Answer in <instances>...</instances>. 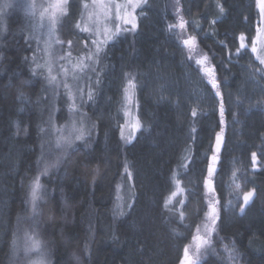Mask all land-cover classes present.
I'll return each mask as SVG.
<instances>
[{
  "label": "trees",
  "instance_id": "1",
  "mask_svg": "<svg viewBox=\"0 0 264 264\" xmlns=\"http://www.w3.org/2000/svg\"><path fill=\"white\" fill-rule=\"evenodd\" d=\"M177 1L180 15L194 24L190 29L197 48L215 68L224 124L219 102L210 109L181 108L172 100L157 101L156 94L148 98L137 88L141 127L130 142L123 144L106 112L93 119L90 104L104 85L97 79L109 80L105 68H111L110 76L117 81L116 68L180 76L184 65L191 68L168 39L173 32L163 36L159 10L154 7L150 12L147 0L141 11L149 14L138 21L136 34L116 36L95 64L99 75L91 84L92 99L82 109L89 122L86 137L74 142L56 169L40 178L42 197L34 231L49 264H180L184 246L205 212L204 179L221 127L223 142L214 177L220 216L214 246L221 257L225 245L234 246L236 258L230 262L212 255L198 264H264V109L244 93L249 72L263 84L259 94L264 97V73L253 75L255 68L249 67L256 63L250 46L260 23L257 0ZM158 8H164L163 1ZM7 12L0 9V264H13V235L18 220L27 214L24 203L39 176L42 139L58 134L52 127L59 128L66 104L63 97L51 101L44 80L38 72L33 74L25 24ZM75 25L65 16L62 38L73 41L79 34ZM241 33L248 37L249 47L237 55ZM184 164L187 168L181 167ZM234 172L239 198L226 212L224 190ZM253 190L241 212L243 193ZM173 191L177 195L166 209L164 201Z\"/></svg>",
  "mask_w": 264,
  "mask_h": 264
},
{
  "label": "rangeland",
  "instance_id": "2",
  "mask_svg": "<svg viewBox=\"0 0 264 264\" xmlns=\"http://www.w3.org/2000/svg\"><path fill=\"white\" fill-rule=\"evenodd\" d=\"M163 1L164 8L159 9L160 3ZM49 0H0V9L3 12L8 13L11 16V19H14L16 16L23 20L24 22V30L27 32L28 39L31 42V46L29 47V59L32 63V69L36 67L37 63L43 64L48 57L45 56L43 49L45 47L44 41L47 39L46 35V28L43 29H38L36 26L40 23V12L43 10L40 6L44 5L46 6ZM84 2L91 3V0H84ZM147 2V0H146ZM34 4L36 6V15L32 16L28 12V6ZM145 4V3H144ZM155 7V10L158 11V15L160 17V24L162 25V32L163 36L168 35V31L173 32V37L169 38L171 40V44L175 47L174 50L178 52L182 57H185L187 63L190 65L191 68L188 66L184 65L182 69L185 70L183 71L182 75H177V74H165V73H157L155 72V75L148 70H143L141 69L140 71L137 70H128V69H118L116 70L119 71L120 77L114 80L115 77L110 76L112 73L111 68H105L106 77H109V80L107 78H102V76L97 79L98 83L103 82L104 85H102V88L100 92L95 96L90 104V109L93 111V119L95 118H100L104 114L108 116L110 119L111 123L113 126L117 127L120 136H121V127L123 126V132H124V137L121 140L123 144H126L130 142L134 136L136 135L137 131L132 133V130L128 127L126 124V120L132 119V118H138L137 117V106H136V93L134 92L133 96V103L130 106V112H131V117H125L124 115V92L121 84V79L122 82L125 80L127 82L128 77L134 78V81L137 85V89L140 90H145V95H147L148 98L154 97V94H156V99L159 102H172L174 106H181L188 107L189 109L191 107L193 108H200L204 109L203 107L205 106L206 109H210L209 107L214 108L215 104L220 103L221 98L215 96V90L211 89V86L207 83V79L203 76V73L199 71V66L195 63L196 59H199L200 57L206 55L203 52L199 51L197 48V45L195 47V50L191 53L192 59H189V49L184 46L183 44V39H187L190 36H194L191 33L192 26L194 27L193 22L191 21L190 18H187V21L183 18L184 21H186L185 24V29L181 30L179 28L175 29H170L169 25H174L178 23V18L182 17L180 15V12L178 10V1L177 0H148V10L151 12V10ZM258 7V5H257ZM142 8V7H141ZM138 8L136 10V15H137V24L138 21L142 22L146 17L148 16L147 14L148 11H141L142 9ZM259 10V15H260V9ZM84 12V9L82 7V0H73L69 7H68V14L66 16L70 17L71 20H73L76 24L78 22H81L83 25V22L81 21V13ZM86 16V13H85ZM16 17V18H17ZM65 17V16H64ZM61 18L60 23L57 25V30H56V38L63 41V45L60 44H54L53 45V74H58L60 71V65H64L69 69V72H71V65L68 64L67 60H58V56L64 55L68 50V41H72L68 38H62V35L60 33L61 31V24L63 21V18ZM44 23L46 24L47 21L45 19ZM192 25V26H190ZM109 27H112L114 29V25H108ZM130 27V26H129ZM138 27V26H137ZM259 27H264V25L261 24V15H260V23ZM79 31V30H78ZM137 32V28L135 31H125L122 32V34H129V36L135 35ZM179 33V37L176 35ZM83 36V37H82ZM195 37V36H194ZM256 37V33L254 35V38ZM103 37H101L102 39ZM115 39V38H114ZM113 39V40H114ZM112 40V41H113ZM173 40V41H172ZM262 40H264V37H262ZM110 41L109 43H111ZM85 42L88 43L89 47L91 48V39H89V33H84L80 32L79 34L76 35L72 41V46H71V52H72V63L75 64L78 60V58L81 55H84L87 53L88 49L85 48ZM108 43V44H109ZM107 44V45H108ZM257 46H260V41H258ZM106 47V46H105ZM104 47V48H105ZM251 47V46H250ZM207 56V55H206ZM252 58L255 60L256 63H251L249 65L250 68H256V64H259V62L255 59V54L252 53ZM35 57V60H34ZM208 57V56H207ZM182 63V62H181ZM208 66H211L210 59L208 57L207 61ZM261 66V65H260ZM264 67V66H261ZM95 68V65H94ZM104 70V69H103ZM36 72H38L41 76V78L44 80L46 84V91L48 96L50 97L51 101L52 100H60V98H64L66 100V104L64 103V117L63 120H61V124L59 128L63 127L64 128V134L67 135L68 132L70 131L71 128V121L75 118L77 120L83 119L84 127L88 126L89 122L85 118H83L82 115V109L83 105L86 104V101L88 99L87 96V86L92 84V81L95 80L97 74L99 75L97 68H95V71L92 70H86V72L82 75V79L78 82L79 86L85 88V95L83 96V99L79 98V95L77 94L76 98V104L78 106L79 112L73 116L72 113L69 112V106L72 103L68 99L67 93L65 90L60 87L57 89H54L51 85H49L47 79L45 78L47 76V72L43 69H37ZM43 72V75L41 74ZM105 76V75H104ZM61 78L62 77H58ZM90 78V79H89ZM177 81L176 83H173L172 80ZM216 79L219 82L217 75ZM114 80V81H113ZM68 82L71 84L73 81L71 80V76L68 77ZM112 91H111V89ZM114 88V89H113ZM122 90V91H121ZM244 93L247 96L252 95L253 102L255 103V106L261 105L264 109V97L262 98L261 94H263V84L259 81L256 80L254 76H252L249 72L246 73L245 75V87H244ZM175 92V93H174ZM221 92V90H220ZM159 96V97H158ZM223 99V96H222ZM234 99V98H233ZM237 100V99H236ZM239 102V100H237ZM178 104V105H177ZM106 112V113H105ZM55 128H58L57 125L53 126L52 129L54 130ZM86 129V128H85ZM60 133L56 134L55 138L53 139L51 136H45V138L42 139V148L40 151V156H42V159L40 158V163L38 165V172H39V178L43 176V170L46 165H49L48 171L46 174H48L52 169H56L57 167V161L62 155H66L67 151L73 146V143L77 140H75L70 147H56V138L59 136ZM86 137V135H85ZM131 137L130 139H128ZM74 143V144H75ZM206 175H207V169H206ZM237 181H236V175L235 177L233 176V173L230 176L228 184L225 186L224 190V211H231L236 204L237 197L239 196V190L236 189ZM42 191V190H41ZM205 188H204V201H205V212L207 211V203H206V198H205ZM40 196L42 197V192H40ZM217 198V196H216ZM218 199V198H217ZM41 199L37 201V208L36 212L34 213L32 210V200H31V188L29 190V196L27 197V201L24 203V212L27 213L25 218H21L18 220V223L16 224L17 228L14 231V240L16 241V245L14 247L13 244V251H12V258H13V264H29L30 259L35 260L37 257L35 254H32L30 257L25 256L23 252V242H24V237L25 233H28L29 235L36 234L34 231V223L37 221V216H38V205ZM231 202V203H230ZM220 205V203H219ZM218 205V210H219V216H220V209ZM205 212L203 216L201 217L199 223L197 224L196 228L194 229L191 238L187 245L191 246V253H195V242L192 240V237L194 235H205L204 232V224L206 223V218H205ZM219 221V219H218ZM218 221L216 225V233L213 234L212 237V245L210 248L207 250H201L199 253V260L197 262L200 263L207 259L208 257H211L212 255L221 257L220 251L214 246V240L217 235L218 231ZM36 226V225H35ZM197 227L200 228V232L197 233L196 229ZM38 237V236H37ZM43 251L45 252V248L43 246ZM46 254V252H45ZM184 254V253H183ZM224 260L230 261L231 260L228 258L227 252L223 254ZM46 259V264H49V258L47 255H45Z\"/></svg>",
  "mask_w": 264,
  "mask_h": 264
},
{
  "label": "snow or ice",
  "instance_id": "3",
  "mask_svg": "<svg viewBox=\"0 0 264 264\" xmlns=\"http://www.w3.org/2000/svg\"><path fill=\"white\" fill-rule=\"evenodd\" d=\"M146 0H91V3L84 2L82 0V7L84 12L81 13V22H78L75 27L84 33H89V39H91L90 48L88 43L85 42V48L88 49L87 53L81 55L75 64L72 63V52L71 46L72 41H68L69 50L64 54L58 56V60H67L68 64L71 65V72L64 65H60V71L58 74H53V45L60 44L63 45V41L56 38L57 25L60 23L62 17L68 14L69 0H49L46 6L41 5L43 9L40 12V23L36 26L38 29L46 28L47 39L44 41L45 47L43 52L48 59L45 60L43 64L37 63L36 67L33 69V74H36L37 69H43L47 72L45 77L54 89L62 87L67 93L68 99L72 101L69 106V112L75 116L78 112V106L76 104L77 94L80 99H83L85 95V88L79 86V81L82 79V75L86 70L95 71L94 65L99 62L101 53L104 47L112 41L116 36L120 35L125 31H135L137 28V15L136 10L141 8ZM257 5L260 9L261 24L264 25V0H257ZM36 6L34 4L28 6V12L30 15H36ZM221 13H223V8H220ZM86 13V16H85ZM47 21L45 24L44 21ZM114 25V29L108 25ZM186 21L183 17L178 18V23L174 25H169L170 29L179 28L181 30L185 29ZM130 26V27H129ZM179 37V33L176 34ZM101 37H103L101 39ZM264 27H257L256 37L251 40V53L255 54V59L259 62V65L264 66ZM239 46L236 48V54L239 55L242 50H246L249 47L247 43L248 37L241 33L238 37ZM258 41H260V46L258 47ZM183 44L189 49V59H192L191 53L196 47V37L190 36L187 39H183ZM35 60V57H34ZM208 57L206 55L195 60V63L199 66V71L203 73V76L207 79V83L211 86V89L215 90V96L220 97L219 113H220V124H224V104L222 99V94L220 92V85L216 79L215 68L208 66ZM256 73H264V67H257L254 69L253 75ZM43 75V72H41ZM71 76L73 83L68 82V77ZM58 77H62L58 78ZM264 78V77H262ZM90 79V78H89ZM137 85L134 78L128 77L127 84L123 89L124 92V103L123 107L125 109V117H131L130 106L133 103V96ZM87 96L88 99H92V89L91 86H87ZM192 115L195 117L197 115L196 109L192 110ZM126 124L132 130L134 134L135 131L139 130L141 127L138 118H132L126 120ZM41 131H44L41 129ZM60 135L56 138V147H70L75 140H83L86 135V129L84 127L83 119H73L71 121V128L67 135L64 134V128L55 129ZM224 129L221 127L220 132L216 133L215 136V146L212 156L210 157L209 163L207 165V175L204 179L205 188V198L207 203V211L205 212L206 223L204 224L205 235H194L192 240L195 242V253H191V246H184V254L180 260V264H197L199 260V253L201 250H207L212 245L213 234L216 233V225L219 219L218 205L220 203L219 199L216 198V190L214 186V177L217 173V164L219 162L218 153L221 150V145L223 142ZM121 137H124L123 126L121 127ZM129 137L128 139H130ZM252 163L253 166L256 164V153H252ZM183 168H187V164L181 165ZM49 165H46L43 173L46 174ZM125 172L128 174V178L131 179V172L128 171L127 165L125 166ZM235 177V172L233 173ZM173 181L177 186V190L182 192L183 189L179 187L180 181L176 179L175 174L172 177ZM42 185L40 184L39 176L33 181L31 185V200H32V210L35 213L37 208V201L41 199ZM236 189H240V185H236ZM177 195V191H173L171 196H169L164 201V207L167 209L172 203L173 197ZM254 195L253 191H248L243 193V204L240 206L241 212L244 211V207L249 203L250 199ZM239 198V197H237ZM119 199V197H118ZM181 204L184 202L181 200ZM231 203V202H230ZM120 208V205H117ZM180 218L183 220V212L180 213ZM196 232H200V228L197 227ZM14 247L16 241H13ZM225 252L228 254L230 260L236 258V252L234 246L229 248L228 245L224 246ZM23 252L25 256L30 257L32 254L36 255L35 260L29 261V264H46L45 252L43 251L42 241L35 235H29L25 233L23 242Z\"/></svg>",
  "mask_w": 264,
  "mask_h": 264
}]
</instances>
